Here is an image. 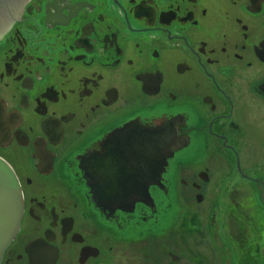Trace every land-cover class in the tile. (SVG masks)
Listing matches in <instances>:
<instances>
[{
  "label": "flooded vegetation",
  "instance_id": "obj_1",
  "mask_svg": "<svg viewBox=\"0 0 264 264\" xmlns=\"http://www.w3.org/2000/svg\"><path fill=\"white\" fill-rule=\"evenodd\" d=\"M16 1L0 17V160L24 211L1 264H134L156 239L183 248L187 202L233 169L264 215V178L242 170L264 152V0ZM125 136L143 149L146 187L126 177ZM162 139L170 157L152 154ZM138 188L153 204L113 196Z\"/></svg>",
  "mask_w": 264,
  "mask_h": 264
},
{
  "label": "rangeland",
  "instance_id": "obj_2",
  "mask_svg": "<svg viewBox=\"0 0 264 264\" xmlns=\"http://www.w3.org/2000/svg\"><path fill=\"white\" fill-rule=\"evenodd\" d=\"M251 155L249 152L242 170L254 178H264V152L256 151L253 161ZM204 192L207 201L195 206L193 198L189 199V210L173 231L183 240V248H170L163 239H159L162 247L159 248L156 239L152 241L151 260L138 253L134 264H245L250 262L248 256L258 257V264H264V215L257 206L251 184L233 169L227 176L216 175ZM231 204L240 206L243 212L238 214ZM171 251L179 258L178 262L169 261L166 255Z\"/></svg>",
  "mask_w": 264,
  "mask_h": 264
},
{
  "label": "water",
  "instance_id": "obj_3",
  "mask_svg": "<svg viewBox=\"0 0 264 264\" xmlns=\"http://www.w3.org/2000/svg\"><path fill=\"white\" fill-rule=\"evenodd\" d=\"M16 0H0V17L4 15V10L8 5L12 4ZM23 1V0H22ZM17 2V1H16ZM6 6V8H5ZM9 11L6 9V12ZM157 145L154 143L151 145L152 154L154 155H165L166 153H157L155 148ZM174 148L168 147V157ZM166 159V156L164 160ZM159 161V160H154ZM151 178V177H149ZM160 174L151 179H159ZM139 188L136 192L126 193L117 192L113 195L117 200L121 202H129L131 205L145 202L146 204H153L151 197L148 194H142L139 192ZM24 203L23 196L20 189V185L11 167L0 160V264L2 263L3 255L5 250L14 241L19 229L20 223L23 216Z\"/></svg>",
  "mask_w": 264,
  "mask_h": 264
},
{
  "label": "snow or ice",
  "instance_id": "obj_4",
  "mask_svg": "<svg viewBox=\"0 0 264 264\" xmlns=\"http://www.w3.org/2000/svg\"><path fill=\"white\" fill-rule=\"evenodd\" d=\"M114 142L118 155L127 163V179L131 180L137 186L144 184L146 187L150 180L148 179V174L141 167V163L147 164V160L143 156V149L138 147L132 139L126 136ZM167 147V142L162 139L156 146L155 152L163 153L167 150ZM104 165L106 174L114 175L118 169L119 160L109 157L107 160H104ZM36 247L38 249L40 248L39 242H37Z\"/></svg>",
  "mask_w": 264,
  "mask_h": 264
},
{
  "label": "trees",
  "instance_id": "obj_5",
  "mask_svg": "<svg viewBox=\"0 0 264 264\" xmlns=\"http://www.w3.org/2000/svg\"><path fill=\"white\" fill-rule=\"evenodd\" d=\"M250 258V262H247L245 264H258V257H255L254 259L252 258V256H248ZM252 262V263H251Z\"/></svg>",
  "mask_w": 264,
  "mask_h": 264
},
{
  "label": "bare ground",
  "instance_id": "obj_6",
  "mask_svg": "<svg viewBox=\"0 0 264 264\" xmlns=\"http://www.w3.org/2000/svg\"><path fill=\"white\" fill-rule=\"evenodd\" d=\"M36 259H38V258H36Z\"/></svg>",
  "mask_w": 264,
  "mask_h": 264
}]
</instances>
